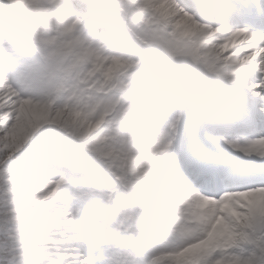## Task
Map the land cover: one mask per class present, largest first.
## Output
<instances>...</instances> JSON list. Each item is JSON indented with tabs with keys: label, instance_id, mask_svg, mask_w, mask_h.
<instances>
[{
	"label": "snow or ice",
	"instance_id": "snow-or-ice-1",
	"mask_svg": "<svg viewBox=\"0 0 264 264\" xmlns=\"http://www.w3.org/2000/svg\"><path fill=\"white\" fill-rule=\"evenodd\" d=\"M0 264H264V0H0Z\"/></svg>",
	"mask_w": 264,
	"mask_h": 264
}]
</instances>
